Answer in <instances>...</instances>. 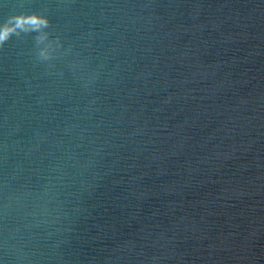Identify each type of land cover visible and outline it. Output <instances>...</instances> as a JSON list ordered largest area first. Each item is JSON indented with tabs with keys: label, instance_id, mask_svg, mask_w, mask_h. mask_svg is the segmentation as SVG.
Here are the masks:
<instances>
[{
	"label": "water",
	"instance_id": "obj_1",
	"mask_svg": "<svg viewBox=\"0 0 264 264\" xmlns=\"http://www.w3.org/2000/svg\"><path fill=\"white\" fill-rule=\"evenodd\" d=\"M0 264H264V0H0Z\"/></svg>",
	"mask_w": 264,
	"mask_h": 264
}]
</instances>
